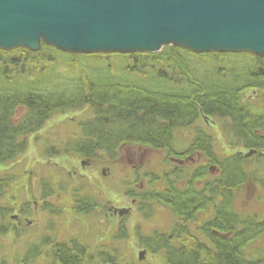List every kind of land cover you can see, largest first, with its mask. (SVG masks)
Here are the masks:
<instances>
[{
  "label": "trees",
  "instance_id": "obj_1",
  "mask_svg": "<svg viewBox=\"0 0 264 264\" xmlns=\"http://www.w3.org/2000/svg\"><path fill=\"white\" fill-rule=\"evenodd\" d=\"M249 91L264 96V58L250 53L195 54L170 46L158 54L76 56L45 44L35 52L0 50V169L23 156L29 137L51 118L86 108L92 114L80 122V135L61 149L51 147L50 157L77 154L93 160L103 154L116 160L123 146H133L182 160L183 152L173 147L175 134L193 128L186 150L202 154L211 166L190 170L171 160L172 168L158 174L149 190L128 194L139 201V213L147 220L155 217L156 205L176 217L167 234L143 235L139 228L141 246L161 254L167 264H264L263 256L248 251L264 235V218L242 213L234 202L236 189L250 181L264 193V177L246 167L242 152L221 156L214 135L198 125L201 119L206 124L216 120L227 146L254 150L252 157L263 161L264 105L244 100ZM15 180L0 172V199ZM55 189L44 184L42 198L53 197ZM75 197V212L87 215L98 209L90 195ZM12 210L0 206V215ZM123 223L114 241L128 238ZM9 232L10 224L0 222V237ZM45 240L30 246L21 263H32L49 248L55 264H122L115 247L92 252L76 240Z\"/></svg>",
  "mask_w": 264,
  "mask_h": 264
},
{
  "label": "rangeland",
  "instance_id": "obj_2",
  "mask_svg": "<svg viewBox=\"0 0 264 264\" xmlns=\"http://www.w3.org/2000/svg\"><path fill=\"white\" fill-rule=\"evenodd\" d=\"M244 100H251L259 108L264 105L262 92L249 91L244 95ZM91 114V110L86 108L83 112L75 111L51 118L38 134L29 137L27 152L17 161L0 169V172L12 174L16 179L9 188L8 195L0 199L1 207L13 209L12 213L0 215V222L10 224L8 235L0 237V264H22V255L27 249L34 244L39 245L44 239L48 240L43 243L48 244L76 240L92 252L100 248L115 247L121 254L118 260L122 264H167L161 254L152 253L141 246L137 232L140 228L143 235L149 236L155 232L167 234L176 223L175 215L169 208L156 205L155 217L147 220L139 213V201L128 195L133 190H149L158 174L172 168L169 163L172 158H166V151L123 146L116 160L108 159L103 154L93 160L84 159L77 154H63L59 157H50L51 154H48L51 147L61 149L69 140L78 137L81 133L80 122ZM213 121L212 124L210 120L207 121V125L201 119L198 125L208 128L214 135L215 146L221 156L236 152H242L245 156L249 153L242 148L227 146L220 124L214 119ZM194 134L193 128L178 131L173 147L179 153L183 152L184 168L194 170L199 166L210 167L202 154L186 150ZM246 167L258 171L264 177V160L246 157ZM211 171L213 176L216 172ZM44 184L56 188L53 197L42 198ZM76 193L95 198L98 209L87 215L75 212L73 208ZM46 202L49 204L47 209ZM234 202L242 213L258 219L264 218V193L256 182L250 181L236 189ZM22 208L29 215H21ZM121 209H128L130 213L121 217L115 214L116 210ZM202 216L203 220L207 219V216ZM122 221L129 236L122 241H114L113 235L118 232ZM191 226L193 232L200 237L197 227ZM248 251L264 257V235ZM30 264L55 263L49 248H44L42 255Z\"/></svg>",
  "mask_w": 264,
  "mask_h": 264
},
{
  "label": "water",
  "instance_id": "obj_3",
  "mask_svg": "<svg viewBox=\"0 0 264 264\" xmlns=\"http://www.w3.org/2000/svg\"><path fill=\"white\" fill-rule=\"evenodd\" d=\"M43 43L85 55L159 53L172 45L264 58V0H0V50L35 52Z\"/></svg>",
  "mask_w": 264,
  "mask_h": 264
}]
</instances>
